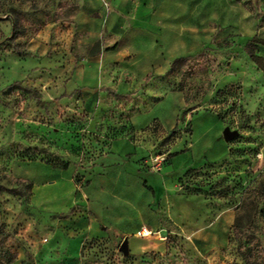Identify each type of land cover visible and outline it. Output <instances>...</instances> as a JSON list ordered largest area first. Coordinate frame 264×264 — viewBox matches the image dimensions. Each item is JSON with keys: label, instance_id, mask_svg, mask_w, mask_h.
<instances>
[{"label": "rangeland", "instance_id": "374dc122", "mask_svg": "<svg viewBox=\"0 0 264 264\" xmlns=\"http://www.w3.org/2000/svg\"><path fill=\"white\" fill-rule=\"evenodd\" d=\"M68 1L0 0V257L20 255L21 264H39L31 254L41 252L37 259L43 261L49 251V260L60 261L67 252L76 256L83 240L79 264H243L236 249L248 242L249 264H264V77L244 52L250 25L235 27L241 12L258 22L264 0L112 1L109 9L140 30L141 47L149 45L148 38L158 40L155 52L164 70L185 57L187 45L173 52L167 46L176 37L191 43L183 32L193 23L202 22V36L210 40L162 80L155 52L136 58L151 60L148 75L133 82L139 88L128 94L104 90L112 91L118 111L105 112L100 121L93 115L92 123L75 98H48V88L40 85L46 82L33 77L39 68L33 69L22 46L26 30L32 35ZM158 20L174 32L165 33ZM12 24L14 40L8 39ZM128 65L127 60L117 66L114 76ZM226 128L238 135L225 141ZM124 133L136 143L120 162L126 174L118 188H94L112 175L93 168L111 149L125 151L122 142L110 147V139ZM162 155L160 170L150 169L152 159ZM101 163L105 170L116 169L112 160ZM165 176L181 177L179 193L164 188ZM136 207L155 211L177 233L168 232L163 255L119 252L129 236L134 253L128 229L138 222ZM229 214L233 221L224 246L193 237L204 223L225 222ZM89 216L111 225L107 238L84 243Z\"/></svg>", "mask_w": 264, "mask_h": 264}, {"label": "crops", "instance_id": "0c3cea01", "mask_svg": "<svg viewBox=\"0 0 264 264\" xmlns=\"http://www.w3.org/2000/svg\"><path fill=\"white\" fill-rule=\"evenodd\" d=\"M112 1L114 0H70L58 5L50 19L44 21L41 26L34 30L32 35L30 30H26L25 35L22 36V46L30 55L29 58L31 60L29 61L33 65V69L39 68L35 71L36 74L33 77L38 76L46 82L40 85L48 88V98L53 100H56L60 96L75 98L77 108L79 107V111L88 115L91 123L94 119V121L104 120L101 116L109 110L112 112L118 111L117 104H114L115 102L112 99L114 96L111 95L113 94L111 93L112 91H122L128 94L139 88V85H133V82L141 80L148 75V64H151V60H143L139 63V60L136 58H147L158 47L155 44L158 40H153L152 37L148 38V46L141 47V43L143 42L140 41L141 39H138L140 30L131 25H126L124 23L125 19L120 15L118 10L111 11L109 9ZM128 1L130 0H121L125 5ZM130 11L131 9H129ZM163 13L161 10L160 15H163ZM240 14L241 19L235 27L246 23L250 25L247 28V30L250 28L247 38H251L254 35L264 38V27H259L256 20H253L251 23L248 13L245 12L243 14L241 12ZM201 23L200 21L198 25L193 23L189 28L184 29L183 34L186 32L190 34L191 43L180 42L178 37H176V41L174 39L167 46V50L170 52L178 51L180 48L184 50L187 45L185 57L193 55L195 51H200L199 49H201L202 44L208 43L210 40L209 35L205 34L202 36ZM244 24L243 26H245ZM156 25L161 28L166 27L164 29L165 33L174 32V30L164 25L163 21L158 20ZM177 32H179V29ZM196 39L199 40L197 41ZM111 41L113 43L109 44ZM112 47L113 49H110ZM157 54L158 52H155L156 57ZM135 59L136 61H131ZM127 60L129 65L125 68V72L119 74L117 77L114 76L115 68ZM153 64L158 66L156 70L160 76L157 77L161 80L165 78L169 69L164 70L159 67L163 64L160 57H157ZM135 65H139L138 70ZM103 66L107 68L105 74L103 73ZM38 72L41 74H38ZM104 90L112 91H108L107 95H105ZM110 101H112L111 104H109ZM93 115L94 119L92 118ZM117 142L124 143L122 146L125 148V151L122 153L120 150L115 153L111 149L107 155L99 158V163L93 170L99 171L100 173L98 174L100 175H107L109 172L112 176L108 180L102 179L101 185L94 188H118L117 183L120 182L124 173L126 174V169L121 166L120 162L127 161L124 159V156L132 154L130 151H133L136 143L127 133L110 139V147H113ZM118 149H121V147L119 146ZM104 160L114 161L116 169L105 170V164L101 163ZM143 170L147 173H153L145 169ZM137 172L139 173V171ZM166 177L163 180L164 188H168L171 192L179 193V188H182L180 185L181 177L173 176L165 180ZM149 188L153 187L150 186ZM144 210L140 207L135 208L138 222L128 229L129 234H132L134 240V253L129 251V254L136 257L151 252L163 255L166 251L165 240L168 232L170 234L177 233L169 231V222L159 216L158 213L151 209L143 213ZM232 221V214L228 215V220L225 222H222L221 218H214L212 222L204 223L193 234V237L204 239L212 246L217 243L224 246L223 235L232 226ZM171 223L176 227L181 224L178 222V219H172ZM108 226L111 225L109 223L108 225H104L99 219L89 216L88 220H84V243L92 239L104 240L107 238V233L109 232ZM142 226L151 230L153 235L146 237L147 239L137 237L135 234ZM220 236L221 238L217 241ZM43 240L46 239L43 238L39 243H43ZM127 240H129V236ZM33 241L36 242L37 240L33 238ZM82 241L76 251V256H79V258L73 254L70 257L67 252L65 255H59V257L64 256L60 261L59 259L51 261L49 260L51 255L48 251V255L46 254L47 256L44 257V260L40 261L37 258L39 255H43L41 252H33L31 255H33L39 264H79ZM11 264H21L20 255Z\"/></svg>", "mask_w": 264, "mask_h": 264}, {"label": "trees", "instance_id": "16d2710c", "mask_svg": "<svg viewBox=\"0 0 264 264\" xmlns=\"http://www.w3.org/2000/svg\"><path fill=\"white\" fill-rule=\"evenodd\" d=\"M256 18L258 20V26L264 27V13L259 12L256 15ZM17 36L18 33L15 29V25L12 24L11 34L8 39L14 40ZM110 49H113V47ZM244 52L246 53L249 60L253 63V65L257 68V70L260 71V73L264 77V56L261 55V52H264V38L258 35H254L253 37L248 38L244 45ZM186 59V57H182L173 61L168 71V74H171L176 69H178ZM239 219V216H236L233 224L234 228H238L240 226ZM248 245V242H245L243 245L240 243V245L236 249V252L240 255L243 261V264H249L250 262L252 252L251 249L248 248ZM14 260V254L10 256L8 260H4L2 257H0V264H11Z\"/></svg>", "mask_w": 264, "mask_h": 264}, {"label": "built area", "instance_id": "2783aa9c", "mask_svg": "<svg viewBox=\"0 0 264 264\" xmlns=\"http://www.w3.org/2000/svg\"><path fill=\"white\" fill-rule=\"evenodd\" d=\"M164 161H165L164 155H162L161 157L160 156L155 157L151 161L150 169H152L154 171H159L160 166L163 165ZM135 235L137 237H140V238H146V237L152 236L153 232L151 230H149L148 228H146L145 226H142L139 228V230L136 232Z\"/></svg>", "mask_w": 264, "mask_h": 264}, {"label": "water", "instance_id": "95a60500", "mask_svg": "<svg viewBox=\"0 0 264 264\" xmlns=\"http://www.w3.org/2000/svg\"><path fill=\"white\" fill-rule=\"evenodd\" d=\"M237 135H238V133L236 131H230L228 128L224 129L222 132V137L225 141H230V140L234 139ZM118 250H119V252H121V254L123 256H127L129 254L127 238H125L120 243Z\"/></svg>", "mask_w": 264, "mask_h": 264}]
</instances>
